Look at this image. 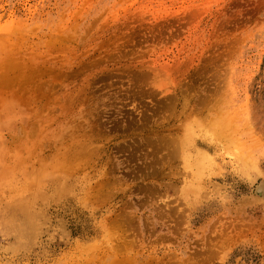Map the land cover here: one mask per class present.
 <instances>
[{
	"label": "rangeland",
	"instance_id": "obj_1",
	"mask_svg": "<svg viewBox=\"0 0 264 264\" xmlns=\"http://www.w3.org/2000/svg\"><path fill=\"white\" fill-rule=\"evenodd\" d=\"M0 264H264V0H0Z\"/></svg>",
	"mask_w": 264,
	"mask_h": 264
},
{
	"label": "bare ground",
	"instance_id": "obj_2",
	"mask_svg": "<svg viewBox=\"0 0 264 264\" xmlns=\"http://www.w3.org/2000/svg\"><path fill=\"white\" fill-rule=\"evenodd\" d=\"M219 136H220V135H219ZM236 148H238V146H237ZM243 162H244V161H243ZM247 165H249V164H247L246 162H244L240 168H241L243 171H245V170L248 169V168H247Z\"/></svg>",
	"mask_w": 264,
	"mask_h": 264
}]
</instances>
